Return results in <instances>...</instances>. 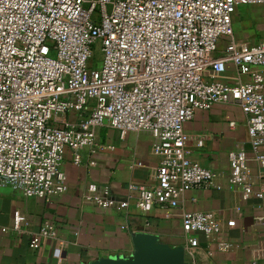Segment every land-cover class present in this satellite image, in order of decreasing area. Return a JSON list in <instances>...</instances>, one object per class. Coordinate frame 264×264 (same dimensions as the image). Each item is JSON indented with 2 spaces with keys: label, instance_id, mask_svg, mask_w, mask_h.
Wrapping results in <instances>:
<instances>
[{
  "label": "built area",
  "instance_id": "1",
  "mask_svg": "<svg viewBox=\"0 0 264 264\" xmlns=\"http://www.w3.org/2000/svg\"><path fill=\"white\" fill-rule=\"evenodd\" d=\"M241 4L264 0H0V187L46 201L63 194L64 148L79 164L78 150L93 152L95 131L109 126L120 137L148 131L155 138L156 184L128 186L137 192L140 211L176 208L186 191L214 181L210 169L189 157L184 124L198 110L235 102L263 173L252 188L246 152L230 151V186L264 198V40L231 42L222 56L211 57L219 38L231 36ZM95 44L99 67L89 64ZM227 61L248 79L229 84L205 78L208 68L223 72ZM83 198L100 207L128 205L94 183ZM27 225L15 211L11 230L20 235ZM181 228L191 248L199 245L195 234L221 230L215 213L203 210L182 212ZM43 238L56 239L53 224L31 233L29 247L37 249ZM228 246L223 242L221 250ZM51 255L55 264H67L61 244Z\"/></svg>",
  "mask_w": 264,
  "mask_h": 264
},
{
  "label": "crops",
  "instance_id": "2",
  "mask_svg": "<svg viewBox=\"0 0 264 264\" xmlns=\"http://www.w3.org/2000/svg\"><path fill=\"white\" fill-rule=\"evenodd\" d=\"M231 27V41L228 36L220 37L212 58L222 56L231 42L235 46L256 45L264 40V5H238ZM261 73L264 81V69ZM205 78L235 84L246 81L248 76L239 75L234 64L227 61L223 72L208 68ZM184 131L189 157L210 169L214 181L210 187L186 191L176 208L153 206L147 212L140 211L137 192L128 186L156 184L158 157L152 152L155 138L148 131L127 132L120 137L109 126L95 131L93 152L88 147L78 150L79 164L73 162V151L64 148L60 168L67 190L63 194L46 201L26 197L10 186L0 187V264H55L51 253L58 244L67 264L129 255L133 251L131 235L137 232L153 234L171 247H182L184 264H264V198L232 188L229 181L228 153L233 150L246 152V176L252 188L257 187L263 173L251 154L240 106L235 102L215 103L208 110H198L184 124ZM91 160L96 164L89 165ZM90 183L99 188L107 186L112 197L128 201L127 207H100L86 202L83 197ZM192 210L213 211L221 228L214 236L195 234L199 240L196 248L187 245L181 228L182 212ZM15 211L28 220L20 235L11 230ZM229 220H234L233 226H227ZM44 222L54 225L56 239L43 238L39 247L32 249L28 245L31 233ZM223 242L229 244L226 250H221Z\"/></svg>",
  "mask_w": 264,
  "mask_h": 264
},
{
  "label": "water",
  "instance_id": "3",
  "mask_svg": "<svg viewBox=\"0 0 264 264\" xmlns=\"http://www.w3.org/2000/svg\"><path fill=\"white\" fill-rule=\"evenodd\" d=\"M133 251L116 254L81 264H184V249L171 247L155 235L137 232L131 235Z\"/></svg>",
  "mask_w": 264,
  "mask_h": 264
},
{
  "label": "rangeland",
  "instance_id": "4",
  "mask_svg": "<svg viewBox=\"0 0 264 264\" xmlns=\"http://www.w3.org/2000/svg\"><path fill=\"white\" fill-rule=\"evenodd\" d=\"M221 37H224V36H221ZM228 40L231 41L230 35L228 36ZM92 57L93 59L89 60V64L93 65V67H99L102 54H101L99 46L96 44L94 45L93 50H92Z\"/></svg>",
  "mask_w": 264,
  "mask_h": 264
}]
</instances>
